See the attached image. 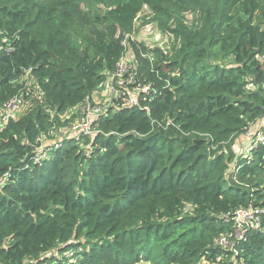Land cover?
<instances>
[{"label": "trees", "instance_id": "16d2710c", "mask_svg": "<svg viewBox=\"0 0 264 264\" xmlns=\"http://www.w3.org/2000/svg\"><path fill=\"white\" fill-rule=\"evenodd\" d=\"M143 8L170 45L132 49L137 103L116 97L55 146ZM262 55L264 0H0V106L23 100L0 130V264H264V182L232 179L264 172V141L237 143L264 118Z\"/></svg>", "mask_w": 264, "mask_h": 264}, {"label": "rangeland", "instance_id": "374dc122", "mask_svg": "<svg viewBox=\"0 0 264 264\" xmlns=\"http://www.w3.org/2000/svg\"><path fill=\"white\" fill-rule=\"evenodd\" d=\"M98 8L100 10H104L105 6L102 4L98 5ZM150 11L147 10V8H143L141 13L137 15V19L134 25V30L129 34L125 41V53L124 57L122 58L121 62L126 63L128 66L123 67L122 65L119 66V70H123L119 75L115 74L113 77H110L107 79V81L104 83L103 86H101L97 91V94L93 96L94 104L97 106H101L103 110L110 105L113 100L116 98L119 92L123 91V88L128 87V81L131 79V76L135 74L133 70L135 69L136 64L133 63L131 54L132 49L136 48L138 54L140 55V58L147 59L144 49H153V48H159L163 47L165 50H167L168 44H169V36L160 30V28L157 27L156 24L151 25H144L142 23V18L145 16H149ZM144 15V16H142ZM189 18L192 16L189 14ZM170 45V44H169ZM115 78V79H114ZM97 102V103H96ZM78 115L81 113L77 110ZM18 115V112H16L13 115V118H16ZM66 127H62L60 129H57L54 131L55 134H57V138H67L68 136H74L72 134L67 135L64 137V130ZM249 134L248 137L245 139V136H241L239 140H237L238 143V149H239V157L245 156L247 151L254 145V141H252V137L257 134L260 131L259 124H255L253 128L248 130ZM247 132V133H248ZM263 133V132H262ZM44 145H41V149L38 150L36 153L37 156L42 154V148H44ZM244 148H247L246 151H244ZM254 149V148H253ZM232 179L235 182H243L244 184H248V186H251L252 184L261 185L264 182V172H258L254 176H246V177H240L238 173H234L232 175ZM264 184V183H263ZM238 222V220H237ZM248 220L246 219V222L244 221L243 224L239 223V226L235 225L234 230L237 228V231L245 228L247 226ZM240 235V234H238ZM230 247L224 248V250H229ZM232 259H229L228 256L225 254L219 255L214 262L207 260L206 258H202L198 264H232ZM137 264H150L148 262H139ZM233 264H235L233 262Z\"/></svg>", "mask_w": 264, "mask_h": 264}, {"label": "built area", "instance_id": "2783aa9c", "mask_svg": "<svg viewBox=\"0 0 264 264\" xmlns=\"http://www.w3.org/2000/svg\"><path fill=\"white\" fill-rule=\"evenodd\" d=\"M128 36H129V34H127L123 40L124 46H125V41H126ZM260 59L264 60V55L260 56ZM121 60L118 63L117 72H116L117 75H119L123 71V70H119L120 65H122L123 67L128 66L126 63L123 64V62H121ZM128 82H129V84H132L134 82L133 75L131 76V79ZM141 88H142L141 85L139 83H136L133 91H131V92L125 91L123 88V91L119 92L116 97H119L121 102L124 105H128V106L134 105L137 103L136 94ZM95 94H97V92H95ZM22 106H23V100L17 96H14L13 98L8 99L7 101H5L4 104H2V106H0V130L6 126L7 122L13 118V115L16 112H18ZM100 110H101V106H94V107L88 106L87 110H86V112H87L86 119L80 121L75 126H71V124H69L64 130H62L65 134L64 137H66L67 135H70V134L76 136L74 129H77V128L88 133L90 131L89 130V126H90L89 120L97 118L101 114ZM260 131L261 132H258L257 134L254 135L255 138L252 140V141H254V145H253L252 149L257 146L259 140L264 141V118L262 119V122H261ZM62 139L63 138H60V137L57 138L56 137L55 140L51 141V143H53L55 146H57V145H59V143ZM40 140H41V145H47L46 142H43V139L41 137H40ZM41 155H39V156L36 155V156L40 158ZM258 212H259L258 209H253L251 206L248 208H245V209H239V210L235 211L233 214L235 216V225L238 228L239 223L243 224L244 221L246 222V219L248 221H250V220L254 221L255 220V222H258V217L256 215ZM237 220H238V222H237ZM237 228L235 229V234L237 235V237H241L243 234V231L241 233V230L237 231ZM238 234H240V235H238ZM229 237L230 236H221L216 240V243L220 247H224V248L228 247V246H230Z\"/></svg>", "mask_w": 264, "mask_h": 264}, {"label": "crops", "instance_id": "0c3cea01", "mask_svg": "<svg viewBox=\"0 0 264 264\" xmlns=\"http://www.w3.org/2000/svg\"><path fill=\"white\" fill-rule=\"evenodd\" d=\"M261 123V121H257V124H260ZM247 150V148H244V151H246Z\"/></svg>", "mask_w": 264, "mask_h": 264}]
</instances>
